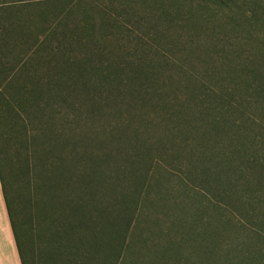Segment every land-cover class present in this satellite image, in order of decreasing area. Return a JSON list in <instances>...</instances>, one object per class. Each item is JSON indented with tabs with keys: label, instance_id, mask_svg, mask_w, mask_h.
<instances>
[{
	"label": "trees",
	"instance_id": "1",
	"mask_svg": "<svg viewBox=\"0 0 264 264\" xmlns=\"http://www.w3.org/2000/svg\"><path fill=\"white\" fill-rule=\"evenodd\" d=\"M116 1L107 0L108 5L95 8L86 0H71L49 16L44 12L46 0H35L41 28L31 45L33 53L17 67L18 71L24 67L38 68L44 73L46 84L38 91L27 90L29 96L33 100L39 97L43 102L67 105L63 109H70L78 117L90 118L97 112L113 115L117 122L113 135L116 140L108 153L126 150L125 162L131 166L146 161L147 155L141 151L153 146L146 148L140 137L156 126L159 134L162 131L158 150H169L173 159L178 153L190 154L191 162L202 164L203 168L198 167L200 175L192 172L190 175L208 187L211 200L208 222L201 216L193 231L186 232V226L180 227L181 237L176 248L182 249L181 242H191L195 250L192 264H264V135L256 142L253 133L243 126V115L232 122V111L236 109L230 102H223V98L215 108L213 103L218 99L215 101L209 85L222 79L219 75L222 65L216 57L220 59L224 54L225 44L220 50L216 48L219 42L227 43L223 36L228 25L226 20L210 14L211 7H231L235 0H125L134 7L140 6L136 9L124 7L125 4L114 6ZM13 2L0 0V12L7 14ZM21 20L18 21L21 23ZM0 25V30L8 32L1 22ZM217 67L218 73H214ZM191 71H200L205 81ZM159 72L166 76L164 82ZM177 90L182 95L175 101L179 103L164 101L166 94H175ZM79 102H86L88 107L84 109V104ZM101 102L107 104L102 106ZM143 109L152 111L155 119L160 120L159 125L142 117ZM126 114L133 118L122 120ZM135 115L141 125L130 128ZM68 121L72 127L80 122H75V118ZM124 136L126 144L120 139ZM110 146L103 148L108 151ZM191 152L197 157H192ZM110 154L104 153V159ZM85 159L90 162L87 156ZM102 160L92 161L105 165L107 159ZM147 162L155 161H150L149 155ZM97 166L83 182L87 200L76 205L75 211L79 208L80 213L86 214L85 220L84 216L81 220L93 235L91 247L98 248L105 259L101 264H119L134 225L132 220L126 223L127 213L121 199L113 217L111 208L102 209L99 205L103 189L110 185L108 176ZM134 172L128 169L125 173L134 175ZM0 185L21 264H29L14 222L1 156ZM227 213L237 222L234 239L238 248H227L223 256L218 247V234L229 226L225 220ZM105 221L106 227L101 228ZM119 227L124 228L120 233L124 248L116 250L113 237ZM90 252L93 257L94 250ZM54 256L59 257V252Z\"/></svg>",
	"mask_w": 264,
	"mask_h": 264
},
{
	"label": "rangeland",
	"instance_id": "2",
	"mask_svg": "<svg viewBox=\"0 0 264 264\" xmlns=\"http://www.w3.org/2000/svg\"><path fill=\"white\" fill-rule=\"evenodd\" d=\"M12 1L14 4L9 5L12 10L7 14L0 12L2 27L9 29L6 33L0 30V156L14 222L29 264L103 263L102 253L91 247L94 245L92 233L82 223L81 217L85 220L86 214L80 213L79 208L75 211L76 205L87 200L83 182L93 174L96 165L108 176L110 185L103 189L99 205L102 209L111 208L113 217L121 199L127 213L126 223L132 220L134 225L123 261L119 264H192L195 261L192 243L181 242L182 249L175 245L180 241V227L186 226V232H190L197 225L198 217L203 216L201 219L205 222L209 220L208 187L190 175V172L200 175L198 167L203 168L202 164L191 162L190 154L178 153L173 159L169 150H158L162 131L159 134L153 126L149 134L140 137L146 148H153L140 151L147 159L150 155V161L155 162L149 163L146 159L142 164L127 165L126 150L108 153L116 140L113 135L117 122L113 115L97 112L90 118L78 117L72 115L70 109H63L62 106L67 105L43 102L39 97L33 100L27 90L42 89L41 85L46 84L44 73L36 67L18 71L17 66L33 53L31 45L41 28L38 9L35 0ZM70 2L46 0L44 12L49 16L56 14ZM86 2L95 8L109 4L107 0ZM116 4L133 9L140 7L127 4L125 0H118L114 6ZM211 9L214 18L228 22L223 36L227 43L219 42L216 48L220 50L225 44L224 54L220 59L216 57L222 70L219 67L217 72L214 70L218 73L219 68L222 79L209 84L215 101L218 99L213 106H220V98L230 102L236 109L232 111V122L243 115V126L258 142L264 135V0H235L231 7L213 5ZM216 10L219 11L217 14ZM19 18H22L21 23ZM159 73L164 82L166 76ZM191 74L205 81L200 71H191ZM181 98V92L177 90L163 99L179 103L175 101ZM79 103L84 104V109L88 107L86 102ZM142 111V117L159 125L160 120L155 119L152 111ZM135 117L130 128L141 125L139 117ZM72 118L75 122L80 121L78 126L68 125ZM130 118L132 115L126 114L122 120L130 121ZM125 138H120L123 144L128 142ZM108 144L111 146L106 151L103 146ZM104 153L110 155L104 159ZM191 153L192 157H197L195 152ZM95 158L96 161L107 159L106 164H95ZM128 169H133L134 175L126 174ZM109 172L113 174L109 175ZM113 178H117V182L114 183ZM89 194L93 195L92 192ZM231 217L227 213L225 220L229 226L218 234V247L223 256L227 248H238L234 239L237 222ZM106 225V221L102 222L101 228ZM123 229L119 227L113 237L116 250L121 246L124 248V240L120 237ZM97 237L101 238L100 231ZM91 250H94L93 257ZM56 251L59 257L54 256Z\"/></svg>",
	"mask_w": 264,
	"mask_h": 264
},
{
	"label": "crops",
	"instance_id": "3",
	"mask_svg": "<svg viewBox=\"0 0 264 264\" xmlns=\"http://www.w3.org/2000/svg\"><path fill=\"white\" fill-rule=\"evenodd\" d=\"M0 264H21L0 185Z\"/></svg>",
	"mask_w": 264,
	"mask_h": 264
}]
</instances>
